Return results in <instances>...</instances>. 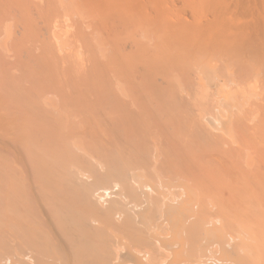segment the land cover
<instances>
[{
  "label": "bare ground",
  "instance_id": "1",
  "mask_svg": "<svg viewBox=\"0 0 264 264\" xmlns=\"http://www.w3.org/2000/svg\"><path fill=\"white\" fill-rule=\"evenodd\" d=\"M65 1L0 0V261L164 243L182 209L188 263L264 264V0Z\"/></svg>",
  "mask_w": 264,
  "mask_h": 264
},
{
  "label": "rangeland",
  "instance_id": "2",
  "mask_svg": "<svg viewBox=\"0 0 264 264\" xmlns=\"http://www.w3.org/2000/svg\"><path fill=\"white\" fill-rule=\"evenodd\" d=\"M12 1V3H13V5L15 6L16 5V3H17V1H21V0H11ZM15 3H14V2ZM28 1V2H27ZM22 0V2L25 4V6H27V7H30V8H35V7H33V3H36V1L35 2H33L32 4V6L31 5H29L28 6V4L30 3L29 1L30 0ZM31 1H34V0H31ZM65 0H62V2L63 3H65L64 2ZM18 3H20L21 4V2H18ZM18 3H17V5H18ZM22 3V4H23ZM67 3V2H66ZM23 4V5H24ZM36 6V5H35ZM59 12V11H58ZM68 13V12H67ZM70 13H72V12H69V14ZM60 14V13H59ZM58 14V15H59ZM63 12H62V15L60 14V17H62L63 16ZM85 16V15H84ZM83 16V17H84ZM4 17H6V19H8L9 18V20H10V17L9 16H7V14H6V16L4 15ZM71 17L73 18V17H75L74 15L72 16V14H71ZM87 18H89V15L87 16H85V19H87ZM91 18V17H90ZM75 19V18H74ZM84 19V20H85ZM83 20V21H84ZM88 21H89V19H87ZM87 20H85L84 22L85 23H87L88 21ZM11 23H7V25L5 24V28H4V30H7V31H9V30H11V27L9 26ZM12 26V25H11ZM146 28H149V27H146ZM149 30V29H148ZM90 33H89V38L91 39V41H94L95 40V42H96V38H98L97 37V35L95 34V33H92V31L90 30L89 31ZM92 34H95V35H93V38H92ZM150 35V34H149ZM65 41V38H64V40H63V42ZM6 44V46H7V44H8V41H7V43H5ZM11 67V66H10ZM13 69V68H12ZM223 107V106H222ZM228 115V114H227ZM226 116V115H225ZM227 118V117H226ZM227 119H222V121L221 120H217V121H219L220 123L218 124V122L217 121H214V120H211V121H213L212 122V124H211V122H207L206 124L208 125V126H216V123L219 125V126H221L222 124L224 125V122L226 121ZM216 122V123H215ZM223 122V123H222ZM209 124H211V125H209ZM217 125V126H218ZM78 184H76V186H77ZM73 197L74 196H72L70 193H67V192H64L63 194H62V196H61V199L60 200H62V202H65L67 205L70 203V201L73 199ZM105 200H108V199H105ZM121 202V201H120ZM141 203V202H140ZM140 203H138L137 205H139ZM143 206H141V207H138V209H140L141 210V208H142ZM162 209H164V208H162ZM116 211H119V210H116ZM116 211H114V214H113V216H112V221H114L116 224L117 223H119L120 221H121V219H123L124 218V216H125V214H123V212L121 211V212H116ZM163 211H165V210H163ZM162 211V212H163ZM164 213V212H163ZM189 214V212L188 211H184V210H182V209H180V210H178L176 213H174V215H172V218H173V220H174V222H172L171 221V223L173 224V225H168L167 227H165V226H163L164 228H165V233H164V235H165V238H166V240H169V241H167V242H165L164 241V243H160V242H156V240L153 238V237H150V236H152L148 231L146 232L147 234H148V236H147V238H148V241L144 244V245H141V246H137V247H134V246H132V247H130L128 250H125V249H122L121 247H120V244H118L119 243V241L118 240H115V238H114V235H121L120 233H118V232H114L112 235H113V238L111 237V234H109L108 236H105V238H108V242H109V248H110V250L112 251V255L111 256H109V257H106V259H104V258H102V260H101V258L100 257H102V255H101V253H102V251L103 250H106L107 249V247L106 248H103V245H102V242H101V240H97V241H95V240H91V238L90 239H88V240H91V242L93 243L92 244V246H88V244H86V246H87V249L85 248V246L84 245H82V246H80V245H78V243H75L74 245H71L70 243H69V241H68V247H69V251H70V256H69V258L71 259V261L73 262V264H149L148 263V261H151L152 263L154 262V264H171V262H173L172 264H177V263H179V264H190V263H188V260L189 259H193L194 257H197V255H200L201 253H200V250H201V247H200V242L202 243V240L200 241V237H198V238H196V239H193V241H192V244H191V242H189V244L190 245H193L192 246V254L194 255L193 257H189L187 254H188V252H186V250H185V248L183 247V251L184 252H182V249H181V247L180 246H183V245H180V241H185V240H183L179 235H181L180 234V232H179V230H181V229H183V226H184V218L187 216ZM133 216V215H132ZM161 218V217H160ZM90 219L87 217V216H85V218H84V222H85V225H84V228L82 229V231L85 233V234H87V236L88 237H90V230L92 229V227L94 226V225H96V222L97 221H94V220H90V223H88V221H89ZM132 220V219H131ZM142 220V219H141ZM153 219H150L149 220V218H147V219H145V220H143V224H145L146 225V228L148 229V228H150L151 227V221H152ZM154 225H156V223L154 224ZM153 225V226H154ZM157 225H160V226H162L163 224H161V223H159V224H157ZM159 227V226H158ZM185 227V226H184ZM160 229H161V227H160ZM156 236L159 234H161L164 230H162L161 231V233H160V231H159V228H157L156 229ZM147 234H145V235H147ZM77 235V234H76ZM193 236V235H192ZM151 239H150V238ZM177 237H180L179 238V240H177L178 238ZM173 238H175V240H176V242L174 241V239ZM202 239H204L203 237H202ZM83 240V239H82ZM151 242H150V241ZM154 240V242H155V244L152 242ZM173 240V241H172ZM82 243H84L83 241H81ZM174 242V243H173ZM166 243V244H165ZM171 245H170V244ZM177 244V247H175V245ZM180 246H179V245ZM168 245H170L171 246V248H168L169 246ZM180 247V248H179ZM80 248H82L84 251H85V254H83V255H81L80 253H78L77 251L80 249ZM165 250V251H164ZM81 251V250H80ZM142 251H148V253H149V256H148V259H147V257L146 258H144V255H143V257H138V252H142ZM168 251V252H167ZM181 251V252H180ZM24 252H28V250H24ZM82 252V251H81ZM163 252V253H162ZM82 253H84V252H82ZM228 253H230V252H225V256H226V254H228ZM187 255V256H186ZM150 257V258H149ZM152 257V258H151ZM3 258H4V261L7 259V258H9V255L8 254H6V255H4V256H2V258H1V261H0V263H3L2 262V260H3ZM100 258V259H99ZM168 258V259H167ZM146 259V260H145ZM187 260V263H183V262H185ZM11 260H6L5 261V263L4 264H11L12 262H10ZM169 262V263H168ZM177 262V263H176ZM182 262V263H181ZM30 264H32L31 262H30ZM192 264V263H191ZM197 264H201V263H197Z\"/></svg>",
  "mask_w": 264,
  "mask_h": 264
}]
</instances>
